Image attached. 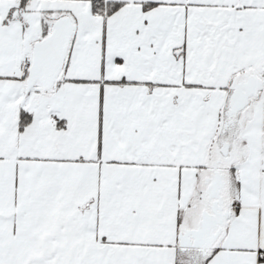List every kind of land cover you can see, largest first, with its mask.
I'll use <instances>...</instances> for the list:
<instances>
[{"label": "snow or ice", "instance_id": "obj_1", "mask_svg": "<svg viewBox=\"0 0 264 264\" xmlns=\"http://www.w3.org/2000/svg\"><path fill=\"white\" fill-rule=\"evenodd\" d=\"M0 264H264V0H0Z\"/></svg>", "mask_w": 264, "mask_h": 264}]
</instances>
